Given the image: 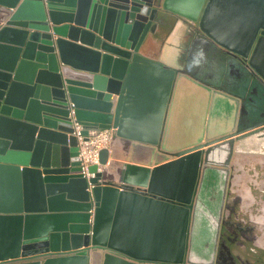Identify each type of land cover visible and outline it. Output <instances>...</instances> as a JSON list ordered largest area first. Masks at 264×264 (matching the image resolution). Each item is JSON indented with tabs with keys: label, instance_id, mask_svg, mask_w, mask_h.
I'll return each instance as SVG.
<instances>
[{
	"label": "water",
	"instance_id": "1",
	"mask_svg": "<svg viewBox=\"0 0 264 264\" xmlns=\"http://www.w3.org/2000/svg\"><path fill=\"white\" fill-rule=\"evenodd\" d=\"M178 23L264 83V0H0V264H181L216 231L205 171L264 126L168 147L185 77L209 86L150 54ZM73 120L126 148L84 176Z\"/></svg>",
	"mask_w": 264,
	"mask_h": 264
},
{
	"label": "flooded vegetation",
	"instance_id": "2",
	"mask_svg": "<svg viewBox=\"0 0 264 264\" xmlns=\"http://www.w3.org/2000/svg\"><path fill=\"white\" fill-rule=\"evenodd\" d=\"M228 57L227 63L224 62L225 57H213L217 64H221L220 67L216 65L217 74H212L210 78L217 80L223 77V82L212 85L222 89L230 98L234 96L233 90L244 88L246 91H243L244 95L236 107V116L232 103L223 107L227 111L223 116L225 121H221L217 128L206 131L207 138L197 139L202 143L205 139L210 141L223 137L236 129L256 124L255 129L264 126V83L261 76L238 56ZM255 64L264 73V61L257 57ZM214 123L211 125L216 126ZM221 126L223 128L218 130ZM225 152L211 158V162L215 163L205 171L204 176L205 179L211 177L206 179L205 187L206 197L210 200L205 205V213L209 218L216 209L212 200L222 192L221 213L216 222L218 228L213 233L212 226L201 227L206 232V241L200 243L192 257L188 261L183 259L181 264H264V127L238 140L228 155ZM214 177L217 178L213 180ZM220 180L224 181L223 186L217 184L216 181ZM212 243L213 248L210 249Z\"/></svg>",
	"mask_w": 264,
	"mask_h": 264
},
{
	"label": "crops",
	"instance_id": "3",
	"mask_svg": "<svg viewBox=\"0 0 264 264\" xmlns=\"http://www.w3.org/2000/svg\"><path fill=\"white\" fill-rule=\"evenodd\" d=\"M170 27L165 26L160 28L158 34H154L155 37H150L147 46L151 49L150 54L164 59L168 64L182 67L186 73L198 75L205 84L208 83L207 85H209L207 87L202 83L194 81L190 77H185L183 80L184 90L183 94H181L178 110L176 108L175 113L178 114L179 122H184L185 125L181 127L175 137L171 134L167 138L169 142L168 147H174L180 143L194 141L206 135V132L203 131L202 136H199L197 133L200 126L197 124L196 129L195 124L199 117H202L204 120L211 119V121L217 122L220 118L226 116L227 111L223 110V107H228L229 103L235 106L234 115L236 116V107L239 106L240 98H242L244 95L243 91H246V89L242 88L241 91L239 89L233 90L234 96L230 98L222 89L212 85L219 81L221 83L223 82V77H218L219 80L218 78L217 80L210 78L212 74H217L216 65L219 64L220 67L221 64V62L217 64L218 61L213 60V57H221V59L225 57L226 60L223 61L227 63V59L229 58L228 54L204 35L191 31L188 26L178 23L177 26H174L175 29L173 31V27ZM234 67L238 69V66L234 65ZM202 75H204L203 78L201 77ZM207 75L208 77H206ZM234 98L237 99L235 100L236 102L230 100ZM221 128L223 126L219 127L218 130ZM126 146L127 140L114 136L112 154L118 155ZM136 149L138 154L137 158L145 162L148 159L149 148L147 146H137ZM10 182L12 181H2L6 187L9 186L8 183Z\"/></svg>",
	"mask_w": 264,
	"mask_h": 264
},
{
	"label": "built area",
	"instance_id": "4",
	"mask_svg": "<svg viewBox=\"0 0 264 264\" xmlns=\"http://www.w3.org/2000/svg\"><path fill=\"white\" fill-rule=\"evenodd\" d=\"M74 135L77 138L78 146V159L82 173L86 177H90L92 173L88 171L90 165H97L98 154L101 149H107L108 157L106 163L110 162L112 157V142L114 133L111 128H101L97 130H91L86 135L80 133L79 124L73 120Z\"/></svg>",
	"mask_w": 264,
	"mask_h": 264
},
{
	"label": "rangeland",
	"instance_id": "5",
	"mask_svg": "<svg viewBox=\"0 0 264 264\" xmlns=\"http://www.w3.org/2000/svg\"><path fill=\"white\" fill-rule=\"evenodd\" d=\"M182 94V93H181ZM180 99H181V95L179 96V98H178V100H177V102H176V104H177V106H176V108H177V110H178V107H179V101H180ZM202 111V110H201ZM201 111H199V112H201ZM229 111V110H228ZM231 111V110H230ZM198 113V112H197ZM231 113V112H230ZM231 115V114H230ZM225 119L226 118H220L217 122H215L214 124H217L216 126H212L211 124L213 123V121H211V119H206V120H204L202 117H199L198 119H197V122H196V124H195V127H196V129H197V124L200 126L199 128V130L197 131V133H198V135L199 136H202V131L203 132H206V131H208V130H210L212 127L213 128H217L218 127V125L220 124V122L221 121H225ZM208 120H210V121H208ZM185 125V123L184 122H179V117H178V114H176L175 115V121L173 122V124H172V127H171V130H172V135L175 137L176 135H177V133H179V130L181 129V127H183Z\"/></svg>",
	"mask_w": 264,
	"mask_h": 264
}]
</instances>
